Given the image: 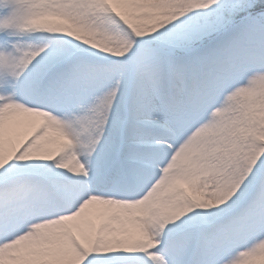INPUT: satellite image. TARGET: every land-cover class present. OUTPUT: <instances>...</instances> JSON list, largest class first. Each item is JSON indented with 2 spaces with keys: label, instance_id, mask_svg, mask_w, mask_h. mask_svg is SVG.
<instances>
[{
  "label": "snow or ice",
  "instance_id": "6c2138e0",
  "mask_svg": "<svg viewBox=\"0 0 264 264\" xmlns=\"http://www.w3.org/2000/svg\"><path fill=\"white\" fill-rule=\"evenodd\" d=\"M0 264H264V0H0Z\"/></svg>",
  "mask_w": 264,
  "mask_h": 264
}]
</instances>
